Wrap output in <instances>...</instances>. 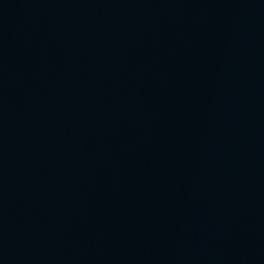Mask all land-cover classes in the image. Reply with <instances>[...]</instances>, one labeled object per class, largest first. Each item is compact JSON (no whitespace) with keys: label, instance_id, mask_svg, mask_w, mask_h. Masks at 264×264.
I'll list each match as a JSON object with an SVG mask.
<instances>
[{"label":"water","instance_id":"95a60500","mask_svg":"<svg viewBox=\"0 0 264 264\" xmlns=\"http://www.w3.org/2000/svg\"><path fill=\"white\" fill-rule=\"evenodd\" d=\"M0 264H264V0H0Z\"/></svg>","mask_w":264,"mask_h":264}]
</instances>
